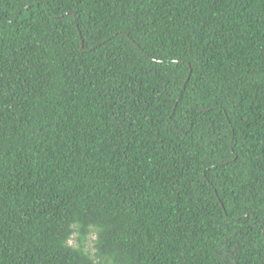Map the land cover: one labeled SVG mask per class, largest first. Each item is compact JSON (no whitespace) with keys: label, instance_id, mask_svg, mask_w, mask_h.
<instances>
[{"label":"trees","instance_id":"obj_1","mask_svg":"<svg viewBox=\"0 0 264 264\" xmlns=\"http://www.w3.org/2000/svg\"><path fill=\"white\" fill-rule=\"evenodd\" d=\"M0 264H264V0H0Z\"/></svg>","mask_w":264,"mask_h":264}]
</instances>
